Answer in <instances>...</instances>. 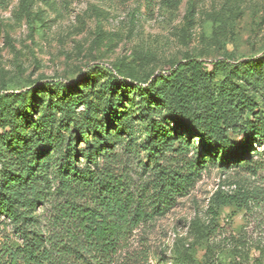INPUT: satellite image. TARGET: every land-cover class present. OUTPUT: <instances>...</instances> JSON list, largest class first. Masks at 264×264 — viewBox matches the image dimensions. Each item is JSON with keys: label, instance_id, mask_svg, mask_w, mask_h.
Wrapping results in <instances>:
<instances>
[{"label": "rangeland", "instance_id": "obj_1", "mask_svg": "<svg viewBox=\"0 0 264 264\" xmlns=\"http://www.w3.org/2000/svg\"><path fill=\"white\" fill-rule=\"evenodd\" d=\"M186 56L203 62L208 70L218 60L234 63L264 58V0H0V126L27 135L36 130L27 128L18 116L19 102L2 97L4 90L83 80L91 72L89 67L97 65L89 84L81 89L90 110L85 111L82 102L76 114L83 113L78 118L95 121L114 133L118 143L114 151L122 154L134 182L152 197L159 188L160 170L185 172L190 165L195 170L187 190L163 214L134 229L110 264H179V255H192L201 263L207 245L216 264H264L263 140L252 143L248 164L237 159L221 165L219 154L211 153L190 130L181 139L169 137L172 150L158 160L148 158L141 148H132L134 152L127 157L119 145L127 136L112 130L121 124L107 117L106 66L117 65L143 80L169 70ZM263 70L254 67L262 75L249 93L258 102V114L264 116ZM215 81H221L220 74ZM137 93L127 94L133 102L124 104L123 110L128 111L129 125L141 140L145 134L134 118L140 117ZM122 94L124 89L117 93L118 97ZM36 97L33 115L40 119L39 132L51 140L63 139L56 142L61 147L76 136L75 120L72 124L63 119L60 108L49 104L48 92ZM248 113H242L243 119ZM241 136L230 133L234 141ZM78 143L84 146L82 139ZM9 152H4L2 161H12ZM74 163L81 168L86 164L79 157ZM6 166L10 163L0 164V169ZM224 194L235 195L237 204L217 207V196ZM47 206H40L37 213H47ZM9 238H15L11 227L1 224L0 241Z\"/></svg>", "mask_w": 264, "mask_h": 264}, {"label": "trees", "instance_id": "obj_2", "mask_svg": "<svg viewBox=\"0 0 264 264\" xmlns=\"http://www.w3.org/2000/svg\"><path fill=\"white\" fill-rule=\"evenodd\" d=\"M96 67H89L85 80L47 81L22 91L4 90L2 97L19 102L18 116L26 127L36 130L27 135L0 126L4 129L0 164L10 163V168L0 169V226L9 225L15 236L0 241V264H110L117 251L128 244L133 230L163 214L193 181L192 165L185 172L160 170L159 188L150 197L145 187L134 182L122 154L114 151L118 144L114 133L95 121L78 118L83 113L76 114V107L82 102L85 111L90 110L81 89L87 87ZM254 67L264 68V58L234 63L218 60L208 70L203 62L186 56L169 70L138 80L117 65L106 66L107 117L121 124L112 130L127 136L119 143L122 152L128 157L134 152L132 148H141L148 158L158 160L172 150L169 137L178 140L190 130L211 153L219 154L221 165L237 159L248 164L252 143L264 141V116L258 114V102L249 93L250 87L259 85L262 75H257ZM262 73L264 77V70ZM121 89L124 94L118 97ZM131 90L138 91L136 111L140 117L134 118L139 119L145 134L141 140L129 125L128 111L123 110L124 104L133 102L127 95ZM42 92H48L49 104L60 108L64 120L72 124L75 120L76 136H70L61 147L56 142L63 139L51 140L41 134L40 119L33 115L36 95ZM245 111L249 113L243 119ZM231 132L241 133L240 141L231 139ZM8 149L13 162L2 161ZM78 157L85 159L82 168L74 163ZM232 203L237 204L235 195H218L215 200L217 207ZM45 204L47 213H37ZM213 256L207 245L203 262H196L192 255H179L176 262L216 264Z\"/></svg>", "mask_w": 264, "mask_h": 264}]
</instances>
